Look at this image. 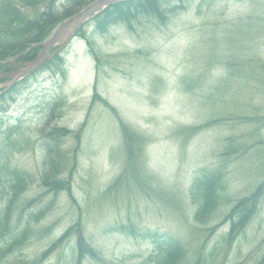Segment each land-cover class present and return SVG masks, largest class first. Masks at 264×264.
<instances>
[{"label":"rangeland","instance_id":"obj_1","mask_svg":"<svg viewBox=\"0 0 264 264\" xmlns=\"http://www.w3.org/2000/svg\"><path fill=\"white\" fill-rule=\"evenodd\" d=\"M183 6L165 24L142 17L134 29L118 24L104 34L86 24L87 40L77 36L61 53L63 72L39 70L11 93L15 101L5 99L0 138L8 125H17L14 136L30 137L10 161L35 177L17 199L14 229L27 213L47 211L28 223L27 243L7 252L1 264H72L73 237L45 258L40 254L76 220L110 260L137 263L153 251L149 240L116 230L125 224L178 237L188 250L184 264H264V193L230 245L223 240L230 221L210 231L264 180V0H187ZM58 96L64 103L47 119V103ZM115 114L141 135L133 158ZM52 122L70 130L84 122L79 150L72 135L63 143L67 161L76 157L75 202L65 191L54 195L38 185L44 153L35 131ZM215 167L225 174L224 198L211 219L200 223L188 189L199 169ZM4 194L0 183V205ZM7 242L0 240V249Z\"/></svg>","mask_w":264,"mask_h":264},{"label":"trees","instance_id":"obj_2","mask_svg":"<svg viewBox=\"0 0 264 264\" xmlns=\"http://www.w3.org/2000/svg\"><path fill=\"white\" fill-rule=\"evenodd\" d=\"M90 0H3L0 1V60H5L8 57H13L29 47L32 43L42 41L47 33L57 23L64 18L72 15L85 5ZM187 0H123L117 2L97 16L91 19L93 24V32L104 34L111 26L122 24L129 29H134L135 22L142 17H149L157 20L161 24H165L168 20V14L175 10L183 8L184 2ZM60 3V4H58ZM33 7L36 11L34 15H28L24 7ZM39 8V9H38ZM60 10V11H59ZM177 10V11H178ZM89 23V24H90ZM87 24V26L89 25ZM86 27V26H85ZM80 30L78 36L87 40V29ZM38 52L37 48L33 51L22 55L20 59L29 60ZM95 60H98V55L94 53ZM64 65L63 57H55L49 64L45 65V69L53 74L63 72ZM254 71L259 70L256 67ZM261 75L264 77V63L260 66ZM253 71V70H252ZM26 80H22L16 84L5 95L0 96V108H3L8 98L12 103L15 101L11 93L20 90L19 85ZM95 89V88H94ZM218 88L214 87L213 92ZM97 100V93H93V101ZM64 103L62 97H55L47 103L46 118H53ZM110 107L108 104H106ZM112 109V107H110ZM7 109H2L5 112ZM115 112V111H114ZM59 116V115H58ZM118 119L119 130L122 135L125 150L128 156H132L134 150H139L141 135L135 132L127 123ZM213 122L204 123L196 126L193 130H200L208 127ZM20 125V124H19ZM84 122L76 130H69L66 127L56 123L50 125H42L36 128L35 135L38 140L42 141V149L44 160L42 162L41 172L38 176L39 186L44 188L46 192L57 195L63 191L75 202L72 193L71 172L75 166L76 157L72 156L71 163L64 156L63 138L72 135L77 140L75 153L79 150V141L84 128ZM17 125H8L2 131L3 136L0 138V183L5 192L4 201L0 205V240L8 243L5 249H1L3 256L7 252L14 249H22L30 237V221H38L47 211V207L41 208L34 213H27L24 224L14 229L13 213L15 211L17 199L26 192L33 179L30 174L19 170L13 166L10 157L13 150L20 151L23 147L29 144L30 137L24 132L13 135L17 132ZM137 148V149H136ZM227 154L230 153L226 149ZM131 158V159H132ZM225 174L223 169L215 167L212 169L201 168L196 172V175L191 183L189 197L194 205L193 218L197 222L206 223L219 207L220 201L224 198L222 193L225 189L224 183ZM264 193V180H262L255 189L247 196L241 197L235 202L227 212L224 220L215 224L211 228V232L224 223L230 221V227L227 234L223 237L225 244L230 245L239 233L245 229L252 217L257 211V205ZM34 200L30 201L33 202ZM29 204V205H30ZM50 227L46 229L49 230ZM116 230L131 235L132 237H142L150 239L153 245V251L147 256L140 259L137 263L126 262L125 260H110L102 256V253L95 249L85 236L83 226L80 220H76L69 225L58 238L52 241L41 252L40 259L45 258L58 248H60L71 237L74 239V250L72 255V264H84L87 259L96 264H184L188 257V250L183 241L166 234H159L156 231L143 230L133 225L126 226L119 224ZM160 239V241H154ZM224 241H222L224 243ZM214 251V250H213ZM213 251H209L206 255H212ZM19 260L27 261L24 258ZM19 261V263H23ZM29 264H34V261H28Z\"/></svg>","mask_w":264,"mask_h":264},{"label":"water","instance_id":"obj_3","mask_svg":"<svg viewBox=\"0 0 264 264\" xmlns=\"http://www.w3.org/2000/svg\"><path fill=\"white\" fill-rule=\"evenodd\" d=\"M122 0H91L87 4H85L82 8L76 11L74 14L66 17L60 23L55 25L48 35L39 43L32 44L30 47L34 46H42L43 49L38 55L26 62V66L23 69L12 73H4L0 76V78H11V80L6 81L0 87V95L7 92L11 89V87L20 79L25 76L31 74L40 66H42L45 62L49 61L55 55L59 54L64 47L68 45L70 40L77 34V32L82 28V26L92 17L101 13L104 9L109 7L112 4H115ZM56 47L55 51L49 54V51ZM17 54L14 59L8 58L6 60L1 61L0 65L8 64L9 62L19 58L21 55L26 53ZM1 261V256H0Z\"/></svg>","mask_w":264,"mask_h":264},{"label":"bare ground","instance_id":"obj_4","mask_svg":"<svg viewBox=\"0 0 264 264\" xmlns=\"http://www.w3.org/2000/svg\"><path fill=\"white\" fill-rule=\"evenodd\" d=\"M123 1V0H122ZM120 2V1H119ZM50 32V31H49ZM39 42H41V41H39ZM39 42H36V43H39ZM36 43H32V44H36ZM31 44V45H32ZM30 45V46H31ZM27 47L26 49H24L22 52H25V51H28V52H31V51H33L34 50V48H37V50H38V52L36 53V55L33 57V58H31V60L32 59H34L37 55H38V53H40L41 51H42V49H43V47L42 46H34V47ZM27 53V52H26ZM47 64H49V62L48 63H46L45 65H47ZM5 66H7V64H4ZM45 65H43L40 69H43L44 67H45ZM26 65H24V67H25ZM24 67H22V68H20V69H23ZM19 69V70H20ZM45 69V68H44ZM16 71H18V70H16ZM38 72V71H37ZM56 123V122H55ZM52 124H54L53 122H52ZM57 124V123H56ZM60 126H62V125H60ZM63 127H65V126H63ZM67 128V127H66ZM67 129H69V128H67ZM70 130V129H69ZM67 137V136H66ZM65 138V137H64ZM64 138H63V143H64ZM63 147V146H62ZM64 150V149H63ZM75 165H76V163H75ZM75 167V166H74ZM73 170V169H72ZM72 173V172H71ZM192 183V182H191ZM259 184V183H258ZM257 184V185H258ZM256 185V186H257ZM190 186H191V184H190ZM190 188V187H189ZM255 189V188H254ZM147 240H149V241H152V240H150V239H147ZM154 241H160V239H154Z\"/></svg>","mask_w":264,"mask_h":264},{"label":"flooded vegetation","instance_id":"obj_5","mask_svg":"<svg viewBox=\"0 0 264 264\" xmlns=\"http://www.w3.org/2000/svg\"><path fill=\"white\" fill-rule=\"evenodd\" d=\"M24 62L23 61H19V62H16V63H14V64H12V65H10V66H7V69L6 68H4V69H0V76H1V73L2 72H9L10 70H19L20 68H22V67H24V64H23ZM17 65V66H16ZM16 66V67H15ZM7 70V71H6ZM8 79H6V78H4V79H2V78H0V85L2 84V83H4V82H6Z\"/></svg>","mask_w":264,"mask_h":264}]
</instances>
